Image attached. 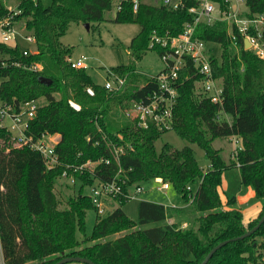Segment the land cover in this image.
<instances>
[{
	"label": "trees",
	"instance_id": "1",
	"mask_svg": "<svg viewBox=\"0 0 264 264\" xmlns=\"http://www.w3.org/2000/svg\"><path fill=\"white\" fill-rule=\"evenodd\" d=\"M11 1L0 0V17L9 15L12 8L20 10L15 20H25L36 40V53L25 55L19 47L0 43V63H5L0 64V99L16 106L46 100L31 121L29 133L36 137L59 134L56 151L61 165L48 170L39 152L29 147L8 148L10 135L0 127V264H54L65 257L87 258L96 264H201L216 245L257 224L264 214V61L244 49L240 35L236 53L225 22L200 25L196 30L199 38L220 45L221 52L211 57V63L215 78L222 81V105L196 94L195 81L200 75L193 74L190 61L181 74L173 130L204 151L210 164L205 172L191 147L179 150L165 144L157 152L156 142L163 131L154 126L143 129L123 119L134 101L145 99L157 88L155 79L137 70L148 51L163 53L158 45L150 47L152 37L182 33L185 23L194 19L188 9L193 1L186 8L172 9L160 0H138L136 12L135 0L119 1L114 22L137 24L140 32L130 42L128 63L113 69L126 77L123 88L114 93L95 85L85 69L72 67V51L61 43V37L71 23L90 28L103 22L115 0ZM214 1L222 9L227 7L224 0ZM246 6L251 15L264 14V0H246ZM41 78L51 84H43ZM88 86L94 96L86 92ZM69 100L81 110L71 108ZM223 137L242 139L236 160L226 162L221 150L214 148L213 142ZM113 145L124 153L117 157ZM98 160L102 163L93 177L76 174L82 186L70 208L60 210L54 184L65 166ZM237 167L242 185L251 187L263 203L258 217L246 226L236 198L223 202L220 194L225 171ZM117 174L126 180L125 193L134 184L162 178L184 201L192 200L183 209L189 207L199 214L196 226L182 228L169 222L173 218L169 207L146 200L139 202L138 218L132 220L123 211L129 201L123 196L116 199L118 208L99 216L84 187L96 178L109 181ZM196 179L200 185L193 195L188 187ZM88 210L97 214L89 236ZM116 234L120 236L113 238ZM263 254L264 224L250 237L223 246L207 264H260Z\"/></svg>",
	"mask_w": 264,
	"mask_h": 264
},
{
	"label": "built area",
	"instance_id": "2",
	"mask_svg": "<svg viewBox=\"0 0 264 264\" xmlns=\"http://www.w3.org/2000/svg\"><path fill=\"white\" fill-rule=\"evenodd\" d=\"M49 2L51 0H42ZM161 4L167 8L183 9L188 2L193 1L194 5L188 7L189 12L194 15L191 22L184 25V30L174 37H161L154 35L150 47L160 46L163 53L160 56L164 68L155 76L157 88L141 101H134L129 108L124 111V116L134 121L138 127L148 129L154 126L159 131L167 132L174 127V110L179 97V87L181 85V74L186 69L188 62L192 63L194 75H200L195 81V92L201 98H207L212 103L223 104V86L221 80L215 78L211 63V57L216 55V49L209 45H218L207 42L196 35V30L200 25L212 26L216 22H225L228 27V35L231 38L233 48L239 53L238 43L239 35L243 40L245 50H251L260 60L264 61V14L251 15L248 8L245 9L246 0H224L227 7L222 9L219 2L214 0H160ZM139 1H134V11L138 9ZM120 9V7H118ZM11 13L6 17H0V43L9 47H18L16 37L18 34L14 31L17 23H23L26 29L25 20H15V17L21 13L18 9H10ZM236 31V32H235ZM237 33V34H236ZM29 43H35L33 35L25 36ZM245 41L249 44L246 47ZM221 49V48H220ZM221 52V50H220ZM25 55L27 53L23 52ZM69 61L73 68L77 70L86 69L85 58L80 57L76 62L70 58ZM5 66V63H0ZM38 69L39 66H34ZM189 76H186V79ZM126 77L109 70L108 78L102 85L108 93H114L123 88ZM86 92L94 96L95 91L91 86L86 88ZM69 105L76 111L81 110V106L73 100H69ZM41 105L39 100H31L20 104L6 103L0 99V127L5 129L10 135V141L15 148L29 147L39 152L44 160L48 170L56 169L61 165L59 154L56 147L60 143L59 134L44 133L38 137L29 133L30 123L34 120L37 110ZM237 138H234L236 144L233 159H237V154L241 150L238 146ZM115 155L118 157L124 153L123 148L113 145ZM102 160L88 161L80 166L66 165L60 176V179L68 181L70 185L82 186V181L77 178V173L85 175L90 173L94 176V171ZM106 163H109L107 161ZM150 182L156 184V190L160 192L169 191L171 185L162 178H155ZM125 179L117 174L109 181H101L96 178L92 184L84 187L89 189L87 195L94 205L99 216L107 215V205L110 201H116L119 196L126 197L128 200L138 199L145 191L144 184H134L128 188L125 193ZM188 190H191L188 187ZM192 200L188 203L190 204ZM169 207V206H166Z\"/></svg>",
	"mask_w": 264,
	"mask_h": 264
},
{
	"label": "rangeland",
	"instance_id": "3",
	"mask_svg": "<svg viewBox=\"0 0 264 264\" xmlns=\"http://www.w3.org/2000/svg\"><path fill=\"white\" fill-rule=\"evenodd\" d=\"M7 1L12 2L11 0ZM119 1L120 0H115L112 10L105 13V19L103 22L95 23L90 28H87L86 25L81 23H71L66 33L61 37V43L64 46L69 47L72 51L71 59L73 62H76L80 57L85 58V72L89 75L95 85L102 86L108 78L109 70L128 63L130 42L132 38L140 32V26L137 24L114 22ZM155 2L159 1L155 0ZM244 8L247 9V7ZM14 31L18 34L16 37V44L19 49L27 54L36 53V44L29 43L25 40V36H31L32 33L25 29L23 23H17ZM209 46L216 49L217 55L220 54L221 49L218 45L210 44ZM163 68L164 64L159 54L154 50L148 51L142 60L137 63V70L146 76H155L160 73ZM220 83L222 84V81H220ZM56 97L59 98V95H56ZM45 103L46 100L44 98L39 100L40 105H44ZM123 119L126 121L128 120L124 115ZM236 140L238 141L237 145L242 146V139L237 138ZM165 144H170L175 149L179 150L185 147H191L194 150V155L198 165L203 168L205 172L208 171L210 164L205 157L204 151L197 144H193L182 139L173 129L164 132L161 138L157 140V152H160ZM6 145L8 148H15L11 141L6 142ZM235 145L234 138L223 137L218 138L213 142L214 148L221 150V156L226 162H230V160L233 159ZM199 185V179H196L194 182L189 184L193 195L196 193ZM144 188L145 191L138 197V199L129 200L128 203L122 206L125 214L132 220H137L138 206L139 202L142 200L177 208L186 207L188 205V203L184 201L173 189L166 192L157 191L156 184L154 182L144 184ZM248 188L249 187L244 186L241 183V174L238 167L225 171L221 189L223 197H246ZM54 192L59 202V209L68 210L70 208V201L78 194V185H70L68 181H64L59 177L55 181ZM84 192L88 194L89 189L86 188ZM252 203V201H247L242 205L238 204L239 206L236 204V207L239 209L241 208L240 210H246V208L252 205ZM118 207L119 203L117 201H110L107 205V214L113 212ZM177 210L169 208V212L173 216L177 217L184 215L186 217L179 220V226L184 224L185 220H188L187 225L184 226L186 228H190L195 224V218L199 214L192 213L189 207L183 209V212L181 213H177ZM96 219V212L94 210H88L85 219L87 236L91 235ZM117 236L120 235L116 234L113 238ZM77 237L79 240L83 239L80 232H77ZM92 244L93 242L89 243V245ZM69 264L80 263L74 262ZM260 264H264V254L260 260Z\"/></svg>",
	"mask_w": 264,
	"mask_h": 264
},
{
	"label": "water",
	"instance_id": "4",
	"mask_svg": "<svg viewBox=\"0 0 264 264\" xmlns=\"http://www.w3.org/2000/svg\"><path fill=\"white\" fill-rule=\"evenodd\" d=\"M86 27L89 28V25L86 24ZM246 47H249V44L247 43V41H245ZM41 82L43 84L46 85H50L51 84V80L47 79V78H41L40 79ZM264 224V214L262 215V217L260 218V220L257 222V224L250 230H248L246 233H244L243 235L236 237V238H231L225 241H222L221 243H219L218 245H216L209 253L208 255L205 257V259L202 261L201 264H207L209 262V260L214 256V254L221 249L223 246L237 241V240H241V239H245L247 237H250L251 235L255 234L260 228L261 226ZM80 263V264H96L93 261L87 259V258H82V257H65L63 259H61L60 261L54 263V264H69V263Z\"/></svg>",
	"mask_w": 264,
	"mask_h": 264
},
{
	"label": "crops",
	"instance_id": "5",
	"mask_svg": "<svg viewBox=\"0 0 264 264\" xmlns=\"http://www.w3.org/2000/svg\"><path fill=\"white\" fill-rule=\"evenodd\" d=\"M241 148H242V146H241ZM221 189H222V187H221ZM221 189H220V194H221ZM247 190H248L247 191L248 193H247V196L246 197H242V196L241 197H235L236 198V204L237 205L238 204L239 205H242L243 203H245L247 201H252L253 202L252 205H250L248 208H246V210H241L242 213H243V218H244L243 222H244L245 226L248 225V223L251 220H253L256 217H258V215L260 214V212L262 210V206H263V203L256 198V195H255L254 190L251 189L250 187ZM221 198H222L223 202H225L227 197L225 198L221 194ZM253 200H255V201H253ZM169 208H174L176 210L177 209L179 210V209H183L185 207H181V208L180 207H178V208L177 207H169ZM183 217H185V216L184 215L177 216V217L176 216H173V218H170L169 219V222H177L178 224H180L179 223V220L181 218H183ZM187 223H188V220H185L184 221V224H181V227L182 228H185L184 226L187 225Z\"/></svg>",
	"mask_w": 264,
	"mask_h": 264
}]
</instances>
